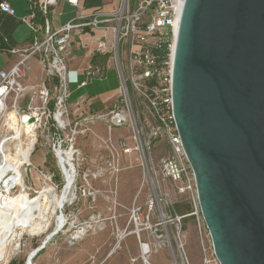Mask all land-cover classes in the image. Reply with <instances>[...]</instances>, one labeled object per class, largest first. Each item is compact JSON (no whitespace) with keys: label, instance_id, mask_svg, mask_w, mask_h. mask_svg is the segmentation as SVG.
I'll use <instances>...</instances> for the list:
<instances>
[{"label":"built area","instance_id":"built-area-1","mask_svg":"<svg viewBox=\"0 0 264 264\" xmlns=\"http://www.w3.org/2000/svg\"><path fill=\"white\" fill-rule=\"evenodd\" d=\"M59 1L80 12L52 29L49 15ZM183 3L120 0L112 12L95 9L87 13L80 8L79 0H38L41 22L32 8L23 19L31 33L28 47L13 66L0 70V166L12 163L8 158L12 156L21 163L23 175L27 168H34L31 156L36 148L48 144L63 174V196L73 198L54 211L60 218L66 216L65 207L72 206L77 197L100 196L91 181L117 184L121 172L139 169L136 197L144 195L146 201L133 207L134 222H141L143 214L156 216L163 223L167 218L172 222L169 228L164 225L155 229L156 245L139 241L140 255L132 261L140 264H154L152 253L164 249L169 252L171 264H189L181 221L195 216L200 226L195 178L181 144L172 102L174 46ZM0 13L15 16L6 0H0ZM80 45L90 60L78 76L76 71L72 73L70 64ZM30 60L38 63L41 72L34 84L28 83ZM110 66L115 68L119 81L115 94L103 99L81 95L70 100L73 91L102 78ZM97 103L100 108L95 107ZM78 141L87 144L88 151L83 153ZM28 147L25 161L22 150ZM45 162L44 158L42 164ZM65 167L70 177H66ZM4 180L5 176L1 186ZM51 187L58 195L59 186ZM20 189L15 183L10 191L17 194ZM185 202L191 204L192 211L178 215L175 205ZM58 225L59 220L52 236L62 232L68 220ZM24 236L22 233L14 243L16 251L21 249ZM207 237L209 245H201V264H219L208 232ZM9 257L0 264H9Z\"/></svg>","mask_w":264,"mask_h":264},{"label":"water","instance_id":"water-1","mask_svg":"<svg viewBox=\"0 0 264 264\" xmlns=\"http://www.w3.org/2000/svg\"><path fill=\"white\" fill-rule=\"evenodd\" d=\"M172 102L218 263L264 264V0H184Z\"/></svg>","mask_w":264,"mask_h":264},{"label":"rangeland","instance_id":"rangeland-1","mask_svg":"<svg viewBox=\"0 0 264 264\" xmlns=\"http://www.w3.org/2000/svg\"><path fill=\"white\" fill-rule=\"evenodd\" d=\"M78 66L79 68L76 69L74 65H70V69L72 73L76 71V75L79 76L86 64H78ZM118 88L119 81L115 68L110 66L103 73L102 78L94 79L87 87L73 91L70 100L81 95L103 99L115 94ZM95 107L101 106L97 103ZM98 129L102 130L101 126H98ZM120 132L126 134L124 129ZM78 147L83 153L89 149L88 145H82L81 141H78ZM44 158L46 162L42 164ZM31 162L34 164L33 169L27 168V171H23L22 168L25 190L28 194L34 196L43 188L56 184L60 188L57 194L62 197L63 174L49 152L48 144L36 148L31 156ZM84 167L85 165L82 168ZM140 180L141 172L134 168L121 172L117 184L91 181V186L100 192V196L96 199L77 197L72 206L67 205L64 219L68 220V225L55 236L51 235L60 217L54 215V212L51 213L50 225L42 234L33 237L24 236L19 251H16L17 244L8 247L9 264H26L28 256L34 252L36 256L32 264H140L132 261L140 255L139 241L147 242L150 246L156 245V238H153L155 229L158 230L164 225L169 228L172 225L169 218L163 223L158 221L156 216L148 217L146 214H143L141 222H134L131 214L133 207L141 206L146 201L144 195L136 197ZM70 199H73L72 195L64 197V201L69 202ZM185 203L188 204L191 212V204ZM175 212L180 215L176 210ZM199 223L200 226L195 216L181 221L182 240L185 243L189 264H201V245L205 247L209 245L201 215H199ZM86 227H90L86 236L74 241L77 231H82ZM151 259L154 264H171L169 252L165 249L152 253Z\"/></svg>","mask_w":264,"mask_h":264},{"label":"bare ground","instance_id":"bare-ground-1","mask_svg":"<svg viewBox=\"0 0 264 264\" xmlns=\"http://www.w3.org/2000/svg\"><path fill=\"white\" fill-rule=\"evenodd\" d=\"M14 124V119L12 120ZM20 133L16 130V138ZM26 153L24 158L27 161L29 147L22 150ZM70 156V154H69ZM12 162L4 167L0 166V183L4 179L3 185H0V262H7L8 247L18 242L22 233L28 236H39L50 225V215L64 203V196L59 197L55 194L51 186L43 188L36 195L31 196L25 190L23 175L20 170L21 163L9 156ZM30 161V160H29ZM65 167V174H66ZM10 172V173H9ZM66 177H70L67 176ZM19 184L20 190L17 194L10 191L13 184ZM59 205L58 207H56ZM64 218L59 219V227L63 224ZM86 227L75 234L73 240L79 241L86 236L88 229ZM87 229V230H86ZM52 236V235H51ZM147 249L146 247H144ZM42 249V248H41ZM39 249V250H41ZM147 251L145 250L144 253ZM36 252L28 256L26 264H32Z\"/></svg>","mask_w":264,"mask_h":264},{"label":"crops","instance_id":"crops-1","mask_svg":"<svg viewBox=\"0 0 264 264\" xmlns=\"http://www.w3.org/2000/svg\"><path fill=\"white\" fill-rule=\"evenodd\" d=\"M15 10V16L0 13V70H8L19 59L20 53L30 43L31 33L27 24L23 21L30 8L37 14V21L41 22V16L37 9L38 0H6ZM120 0H79L80 8L90 13L95 9L105 12L114 11ZM80 12L79 8L69 5L65 1H59L49 15L52 29H57L75 18ZM87 42V40H85ZM16 51V53H11ZM75 59L70 65L79 68L78 64H87L89 56H85L82 46L76 49ZM31 67L28 73V83L34 84L40 77L39 65L35 60H30ZM78 66V67H77Z\"/></svg>","mask_w":264,"mask_h":264},{"label":"trees","instance_id":"trees-1","mask_svg":"<svg viewBox=\"0 0 264 264\" xmlns=\"http://www.w3.org/2000/svg\"><path fill=\"white\" fill-rule=\"evenodd\" d=\"M175 210L180 213V215H186L190 213V210L188 208V204L183 203V204H179V205H175ZM188 218H192V217H187L185 218L183 221H185Z\"/></svg>","mask_w":264,"mask_h":264}]
</instances>
